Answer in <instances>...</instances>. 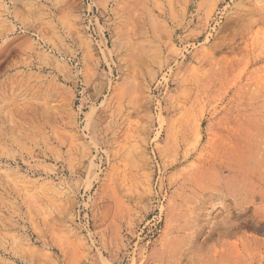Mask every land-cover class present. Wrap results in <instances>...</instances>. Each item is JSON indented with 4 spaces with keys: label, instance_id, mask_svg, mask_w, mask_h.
<instances>
[{
    "label": "rangeland",
    "instance_id": "1",
    "mask_svg": "<svg viewBox=\"0 0 264 264\" xmlns=\"http://www.w3.org/2000/svg\"><path fill=\"white\" fill-rule=\"evenodd\" d=\"M91 1L0 0V264H264V0Z\"/></svg>",
    "mask_w": 264,
    "mask_h": 264
},
{
    "label": "built area",
    "instance_id": "2",
    "mask_svg": "<svg viewBox=\"0 0 264 264\" xmlns=\"http://www.w3.org/2000/svg\"><path fill=\"white\" fill-rule=\"evenodd\" d=\"M92 1L90 0V2H89V0H88V3H87V5H88V9H87V15L88 16H90L91 14H92V16L95 14L94 13V6L93 5H91L92 3H91ZM89 22L91 23V21L89 20ZM91 26V25H90ZM90 26H89V28H90Z\"/></svg>",
    "mask_w": 264,
    "mask_h": 264
}]
</instances>
